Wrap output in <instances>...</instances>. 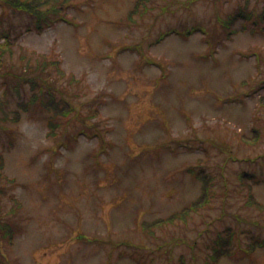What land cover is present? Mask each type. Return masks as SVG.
Returning <instances> with one entry per match:
<instances>
[{"label": "rangeland", "instance_id": "obj_1", "mask_svg": "<svg viewBox=\"0 0 264 264\" xmlns=\"http://www.w3.org/2000/svg\"><path fill=\"white\" fill-rule=\"evenodd\" d=\"M136 1L71 0L39 30L0 0V264H264V0H146L130 17ZM240 9L253 17L228 37ZM190 167L211 202L146 231L201 195Z\"/></svg>", "mask_w": 264, "mask_h": 264}, {"label": "trees", "instance_id": "obj_2", "mask_svg": "<svg viewBox=\"0 0 264 264\" xmlns=\"http://www.w3.org/2000/svg\"><path fill=\"white\" fill-rule=\"evenodd\" d=\"M6 2L15 9H21V10L28 11L36 15L37 16L36 27L39 30H42L44 29L45 25H50L51 22L53 21V18H52L53 13H59L60 17L65 16L64 15L65 13L63 11L70 5L71 0H6ZM45 4H49V7L45 8L44 10L41 9V6ZM145 4H147L146 0H137L134 7L131 9L129 16L134 17L136 13L143 12L144 10L142 8V5L145 6ZM144 8H146V6ZM259 15H260L259 18L263 21L264 11ZM242 17L246 20L252 19L253 11L246 10V9H240L238 12L234 14H230L228 17L221 20V22L224 24V26L228 30L227 32L228 37H232V35L236 33L237 28H233V24L239 18H242ZM255 23L256 24L259 23V20H255ZM245 27L246 25L242 27V29H246ZM198 30H201V27L199 25H195L189 28L188 30H186V32H183L182 35L185 37H188L189 35H191L192 33ZM167 34L168 33L163 34L162 37L158 41L163 39L165 35ZM2 46L3 45L0 44V48ZM33 78L34 77H29V76L25 77V79L27 81L30 80V82L32 83V86L36 88L37 83L35 80H33ZM34 94H37V93L35 92ZM43 103L45 107L53 111L56 116L68 115L73 110V107L70 105L69 101L63 98L57 99L55 94L53 93L51 94L49 98H46V100H44ZM22 106H25V105H22ZM50 125L53 129H55V127L57 126L54 122H50ZM52 128L49 134L54 133V130ZM1 160H3V156H1ZM1 166L3 167L2 164H0V167ZM189 172L192 175H194L199 181H201L202 183L201 195L196 200L192 201L189 205L183 207L180 210L175 211L169 216H165L162 218H155L154 220H151V221H144L143 227L145 228L146 231L150 233L151 232L154 233L155 226L157 225H163V224L174 222L180 219L185 220L189 217V215H191L193 211H199L201 208L205 207L211 202V199L213 196L212 187H211L212 177L206 171H204L203 168L196 169L194 167H190ZM0 176H1V172H0ZM250 197H251V203H254V204H257L258 206L263 207L260 202H258L256 199L253 198V195H251ZM3 229L6 231L5 233H7L8 230L10 231L9 225H4ZM234 236H235V233L231 227H228L225 231L220 232L217 235V237L214 240L213 254L211 255V258L213 259L214 263H218L222 255L231 254V245H232ZM10 242H13V238H10ZM263 244H264L263 242L254 240L250 245V251L253 252L257 248L258 245H263Z\"/></svg>", "mask_w": 264, "mask_h": 264}]
</instances>
